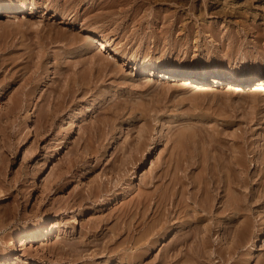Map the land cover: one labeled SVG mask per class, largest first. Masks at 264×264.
I'll use <instances>...</instances> for the list:
<instances>
[{
  "label": "rangeland",
  "instance_id": "1",
  "mask_svg": "<svg viewBox=\"0 0 264 264\" xmlns=\"http://www.w3.org/2000/svg\"><path fill=\"white\" fill-rule=\"evenodd\" d=\"M26 1L27 9L19 16L0 14V264H74L65 261L67 254L92 221L125 213L103 218L109 220L107 232L117 224L122 230L120 226L137 214L132 212L133 205L139 214L153 199L148 209L155 210L161 190L184 183L196 190L206 179H212L208 183L216 180L212 186L219 181L216 185L222 186V194H229L224 199L236 201L231 195L248 194L247 199L239 196L247 201L245 211H239L241 217L237 214L241 220L228 210L225 219L203 221L202 227L208 220L204 235H208L209 223H216L214 233L207 236L213 244L207 245L210 250L205 248L210 264H247L248 260V264H264V235L260 233L264 196L259 197L264 191V89L229 88L225 83L191 88L180 79L139 74L135 64L123 63L125 57L104 51L97 57L96 48L88 53L81 50L89 40L84 35L96 32L140 63L170 64L181 70L216 66L236 75L264 71V0H58L61 12L70 7L66 19L62 14L52 16L53 10L47 9L52 0ZM32 1L37 2L34 13H30ZM77 14L78 21L73 18ZM235 161L243 163L238 166ZM247 171L248 183L239 188L245 194H238L236 185L227 181L233 183L231 176L236 181L235 175L240 173L242 178ZM180 176L188 182H180ZM199 176L201 180L205 176L204 183L200 180L203 184L194 182ZM57 184L63 187L58 189ZM164 185H170L169 189ZM251 194L257 196L255 203ZM143 195L149 203L144 204ZM148 209L140 224L144 229L146 225L154 228L152 219L156 223V217L160 218L157 211L154 215ZM48 214L53 215V222L47 225L44 243L35 238L21 242L19 253L6 249L16 232L34 229ZM231 214L237 216L236 222L226 226L233 228L223 229V220ZM135 216L131 224L142 222L143 217ZM103 219L95 222L98 229ZM53 224L56 232L51 230ZM143 226L133 236L145 233ZM155 229L157 237L150 234V240L160 238L153 244L155 249L154 241L147 246L143 239L131 251L127 248L133 258L135 251L141 250L137 258L145 254L141 264L157 263L161 250L180 228H173L175 232L164 238ZM143 245L148 247L147 254ZM92 256L80 264H128L114 256L108 259L99 254L95 260Z\"/></svg>",
  "mask_w": 264,
  "mask_h": 264
},
{
  "label": "bare ground",
  "instance_id": "2",
  "mask_svg": "<svg viewBox=\"0 0 264 264\" xmlns=\"http://www.w3.org/2000/svg\"><path fill=\"white\" fill-rule=\"evenodd\" d=\"M52 1H56V3H54L53 2V4L51 3L50 5H48L47 6V9H51V10H53V15L52 16H57V15H59V14H62V17L63 18H65L66 19V13H67V11H68V14H69V8L66 10V9H64V8H66V7H64V8H62V9H64L66 12L64 13V12H61L62 10L60 9V4L58 3V0H52ZM51 1V2H52ZM69 1V0H68ZM71 1V0H70ZM75 1V0H74ZM77 1V0H76ZM75 1V2H76ZM86 1V0H85ZM84 1V2H85ZM88 1V0H87ZM86 1V2H87ZM26 0H18V2H15L14 4L13 3H10V2H4V3H2V2H0V14H3V13H6V14H9V16H15V17H17V16H19L20 14H21V12H25L26 11V9H27V7H26ZM67 2V1H66ZM78 2V1H77ZM82 3H83V0L81 1ZM63 3H65V1L63 2ZM68 3V2H67ZM70 3V2H69ZM80 3V2H79ZM66 4V3H65ZM93 4V3H92ZM37 5V2L36 1H32V7H31V12L30 13H34V11H35V9H36V6ZM62 6L64 5V4H61ZM68 5V4H67ZM65 6V5H64ZM77 6V5H76ZM233 7V6H232ZM74 8V7H73ZM63 10V11H64ZM75 10V9H74ZM79 11V10H78ZM75 12V11H74ZM82 13V12H81ZM75 14V13H74ZM73 15V14H72ZM77 16H79L78 14L77 15H75L73 18H74V20H76V21H78L77 19H75V17H77ZM83 16H84V14H83ZM69 17V16H68ZM90 17V16H89ZM88 17V18H89ZM72 18V17H71ZM72 18V19H73ZM81 18V17H80ZM87 18V19H88ZM96 18H97V16H96ZM80 20V19H79ZM73 21V20H72ZM85 21H86V19H85ZM89 21H91V19L89 20ZM93 21H96L95 19L93 20ZM75 22V21H74ZM80 22V21H79ZM82 23H84L85 24V22L83 21ZM90 23V22H89ZM88 23V24H89ZM88 24H85V25H88ZM91 24V23H90ZM91 29V28H90ZM89 34H85L84 35V38L85 39H89L87 42L85 41V44H83L82 45V51L84 52H86L87 51V53H88V51L90 50V49H92V48H96V49H98V51L96 50L95 52H99V54H96L97 55V57H98V55H100L101 54V52L102 51H104V52H109L112 56H114V57H116V56H119V57H122V58H124L125 57V62H123L124 64H129V63H131L132 65L133 64H135L136 65V70L138 71V73L139 74H147L149 77H153V78H155V77H161L162 79H180V81H182V83L184 84V85H186V86H189V87H191V88H197V87H203V85H207V84H210V85H219V84H222V83H225V84H227L228 85V87L229 88H236V87H238V88H251V87H257L258 89H264V71H260V72H256V73H252V72H248V73H245V74H240V75H236V74H227V73H225L224 71H222L221 69H219L218 67H216V66H213L211 69H192V70H181V69H179L178 67H176V66H174V65H165V64H159V63H140V62H138L137 61V59H134V58H132V57H128V56H125V53H123V51L119 48V47H116V46H114V44H113V41H112V39H109L108 37H101V36H99V35H97V34H95V33H93V32H88ZM92 51V50H91ZM90 52V51H89ZM95 54V53H94ZM94 56V55H93ZM96 58V57H95ZM93 59V58H92ZM95 60V59H94ZM124 61V60H123ZM93 62V61H92ZM148 62V61H147ZM96 63V62H95ZM53 162H54V164H56V160H53ZM236 162V161H235ZM233 162L234 164H236L237 163V165L239 166V164L241 163V161H238L239 162V164H238V162ZM243 163V162H242ZM241 163V164H242ZM240 164V165H241ZM231 165H232V163H231ZM237 166V167H238ZM245 166V165H244ZM242 167L241 166V168H245V167ZM218 167H216V169H217ZM220 168V167H219ZM219 168L217 169V171H218V173H219ZM230 167H229V165H228V169H229ZM232 168H234L233 167V165H232ZM235 168H236V166H235ZM54 169H55V167H54V165H52V167H51V171L53 172L54 171ZM216 169H213V171L215 172V174H216ZM222 169H223V166H221V168H220V170L222 171ZM227 168H226V170H228ZM236 169H238V168H236ZM240 169V168H239ZM238 169V171L237 172H240V170ZM247 169V168H246ZM262 169H263V167H262ZM210 170H212V169H210ZM209 170V171H210ZM225 170V171H226ZM232 170H234V169H230V171H232ZM221 171H220V173L219 174H221ZM235 171V170H234ZM206 172H207V170H206ZM210 172H212V171H210ZM241 172H245V170L244 169H242V171ZM133 173H135V172H133ZM208 173V172H207ZM213 173V172H212ZM228 173H229V170H228ZM228 173L226 174L227 175V179H228V177L230 178V176H228ZM210 174V173H209ZM214 174V173H213ZM212 174V175H213ZM235 174H236V171H235ZM234 174V175H235ZM238 174H239V176H238ZM237 175H235V176H237V177H239L236 181H235V179H234V177L233 176H231V179L232 180H234V182L232 183L231 181L229 182V179H228V181L227 180H225L224 178L225 177H223V180H225V181H227L228 183H231L232 184V186H234V185H236V186H234V187H236L235 189H237V191L236 192H239L238 190H240L241 192H239L238 194H242V191H244V190H241V189H239L241 186L243 187L244 185H245V183L247 184L248 182L246 181L247 180V176L249 175V173H248V171L246 172V176H244V177H242V178H240V173H238ZM242 174H244V173H242ZM183 177H184V174H181ZM203 175H205L206 176V178H208L207 176V174L206 173H204ZM202 175V176H203ZM212 175H210V176H212ZM221 175H223V174H221ZM231 175H232V173H231ZM133 177L135 176V174H133L132 175ZM185 176H186V174H185ZM205 176L203 177L204 178V180H201V177L199 176V177H197L198 178V180H195V178H193V180H194V182L195 181H197V182H199V183H202L203 181L205 182ZM214 176V175H213ZM218 176H220V175H218ZM218 176H216L217 177V180H219V178H218ZM181 177V176H180ZM179 177V178H180ZM233 177V178H232ZM182 178V177H181ZM181 178H180V182H182L183 183V181H185V182H188V179H187V181L186 180H184V178H182V181H181ZM186 178H188V175L186 176ZM185 178V179H186ZM189 178L191 179V177L189 176ZM202 178V179H203ZM210 178H212V177H210ZM63 179V178H62ZM61 179V180H62ZM214 179H215V177H214ZM202 182H201V181ZM207 180H209L210 182H212V179L210 180V179H206V182L204 183V185L203 186H198L199 188H195L196 190H191L190 188H189V184L188 185H186L185 183V185L184 184H182V185H174V187H171L170 189L168 188V186L170 187V185H164V186H166V187H164V189L165 188H168L169 190H166V191H162L161 190V192L163 193V195L161 196V194L159 195L160 197L157 199L158 201H155L156 202V204H157V206H156V209L154 210V209H152V211L154 210V213H152V214H156V215H158L157 214V212L159 213V216H160V218L158 217H156V219H159V221H157L156 223L154 222L155 221V219L153 218L152 219V222L154 223V228L150 225V227L148 228L147 227V225H146V228L144 229V226L143 225H140L141 223L143 224V220L145 219V217H143L144 215L146 216V213H145V210H147L148 208H150L149 206L151 205V204H153V202H152V200H151V204L149 205L148 204V207L146 208V209H144V208H142V209H144V210H142L141 209V211L143 212L144 211V214L139 210V214H140V212H141V214H140V217H143V219H142V222H140L141 220H138L139 222L138 223H133V224H131L132 222H131V220L133 219L134 221H135V218H134V216L135 215H137L138 214V212H136L137 210H133L134 209V207H136L135 205H133V208H132V212L134 213V211H135V213H137V214H134V216H133V214H132V217H130V214H128V215H126V216H129L130 218L128 219V223H130V224H128V223H125V225L123 224V226L121 225L120 227L122 228V230H119V228H118V226H119V224H117V223H119L118 221H119V218H117V220H116V224L118 225L117 227L116 226H113V227H115V229L112 227V228H109V232H107V228L109 227L108 226V221H105L103 218H107L106 216H104V217H101V218H99V219H101V221H102V219H103V221H105V223H104V225L102 226V227H100L99 229H98V227L96 226V223L95 222H97V221H92L93 222V224H91V225H89L90 226V229H89V226H88V229H89V231H87V232H85L84 234H82V236H83V238L81 239V240H78V241H73L74 242V244L72 243V242H70V243H72V245H74L71 249H70V251L68 252V254L67 255H69V257H67L66 259H65V261H70V262H73L74 264H80V263H85V262H87V261H89V258H88V256L90 257V255H93L91 258H92V260H95V259H97V258H99V257H101V256H98L99 254H103V255H105L106 257H109L108 259H110V257L111 256H114V257H116V258H118V259H120L121 258V261H126L128 264H141L142 263V261L144 260L143 259V257L145 256V254H142L145 250H146V247L143 245V247H144V249L142 248V251L143 252H141V254H142V256L141 257H139V258H137V256H139L140 254V251L138 252H134L133 253V251H132V253L133 254H136V256H135V258H133V256L132 255H130L131 254V252L128 254V252H127V248L128 247H130V251H131V248H133V247H137V244H139L140 245V243L141 242H139L141 239H143V241L144 242H146V240H147V242H146V244L145 245H147L148 246V243L149 242H151V241H154L155 243H151L152 245L154 244H156L157 242H159V240L158 239H160V238H158V239H156V238H154L153 236V238L155 239V240H150V234L152 233L153 235H155V227L157 228V232H159L160 234V237L161 238H164L165 236H167L168 234L170 235L171 233H174L175 231H172V229L173 228H176V229H179L177 232H179L178 234H175L176 236H174V239H173V241L171 240H169L170 242V246H169V243L166 245V243L165 244H163V245H166V246H168V247H166L165 248V246H164V251H163V246L161 247V251H162V254H160L161 255V257H160V259L158 260V262L157 263H154V264H193V263H196V264H210L211 262V256H210V254L208 255V252L209 251H207V253L205 252V248L206 247H210L213 243H209V241H210V237H207V236H209V234L211 233V232H213L214 233V226L216 225V223H214V225L213 224H211V223H213L211 220H213L214 222L216 221V222H218L219 221V219H225L226 217H227V215L229 216V214H226V212H228V210H233V214H235V215H237V214H239V216H240V213H239V211L241 210L242 211V209L244 208V206H243V204L245 205V204H247L246 202L244 203V201L243 200H241L240 198H239V196L237 197V196H234V195H231L232 196V199L234 198V197H236V201H234L235 203L233 204L232 202V200H231V197L229 198V200H231V203L233 204V205H231V203H230V201L226 198V199H224L225 198V196H229V194L227 195L226 193H231V191H229V190H226V189H224V190H226L227 192L225 193L226 195H224V194H222V192L219 190V187L221 188L222 186L221 185H216L218 182H216V184H214L213 186H212V184L216 181H213V183H208V181ZM179 181V180H178ZM224 181V182H225ZM179 182V183H180ZM192 182V181H191ZM221 182V181H220ZM60 183V182H59ZM62 183V182H61ZM178 183V182H177ZM178 183V184H179ZM199 183H198V185H199ZM202 183V184H203ZM208 183V185H206ZM226 183V182H225ZM224 183V184H225ZM228 183H227V187H228ZM264 183V182H263ZM209 184H211V186L209 185ZM231 184H229L230 185V187H231ZM196 185V184H195ZM194 185V186H195ZM57 186H58V189H60V188H62L63 187V185L62 184H60V185H58L57 184ZM172 186V185H171ZM191 186V185H190ZM225 187H226V185H224ZM193 187V185L191 186V188ZM162 188H163V186H162ZM229 188V187H228ZM233 187H231V190L233 191V190H235L234 188L232 189ZM163 189V190H164ZM193 189V188H192ZM230 189V188H229ZM191 191V193H190V191ZM1 192H3V191H0V195H1ZM160 192V191H159ZM158 192V193H159ZM99 193H100V191H99ZM186 193L188 194V195H186ZM224 193V192H223ZM233 193V192H232ZM149 194V193H148ZM234 194V193H233ZM236 194V193H235ZM237 194V195H238ZM243 194H245V192L243 193ZM242 194V195H243ZM253 194V193H252ZM251 194V195H252ZM147 194H145V196H146ZM150 195V194H149ZM151 195H152V197H154V195H153V193H151ZM248 195V194H247ZM246 195V197H248ZM144 196V195H143ZM143 196H142V198H143ZM144 196V200L143 201H145V197ZM156 197H158L157 195H155ZM244 196V195H243ZM241 197L242 199L243 198H245V199H247L246 197ZM253 197H251V199H252V201H254L253 199H255L257 196L254 194V195H252ZM254 196H255V198H254ZM261 196H264V191H263V195L261 194L259 197H261ZM80 197V196H79ZM85 198H86V196H84ZM141 196H139V198H140ZM147 197H149V196H147ZM155 197V198H156ZM87 198H88V196H87ZM90 198V197H89ZM149 198H151V196L149 197ZM238 198L240 199V200H238ZM250 198V197H249ZM80 199V198H79ZM81 199H83V195H82V198ZM92 199V198H91ZM95 199V198H94ZM147 199V198H146ZM191 200V202H194L195 203V207H194V204L192 205V207L190 206V204H191V202L189 201V200ZM84 200V199H83ZM83 200H80V202H79V200H78V202L79 203H81L82 204V202L81 201H83ZM137 200H138V198L136 199V201H134L133 203H135V202H137ZM140 200V199H139ZM256 200V199H255ZM154 201V200H153ZM229 201V202H228ZM257 201V200H256ZM256 201H254V203L256 202ZM132 203V200H130L129 202H128V204H131ZM141 202V200L140 201H138V208H136V209H139V203ZM147 202L148 201H145V203L144 204H147ZM75 203H76V200H75ZM149 203V202H148ZM230 203V204H229ZM127 204V206L130 208V206ZM137 204V203H136ZM143 204V205H144ZM218 204H220V205H218ZM252 204V203H251ZM155 205V204H154ZM189 206L192 208H189ZM253 206V205H252ZM251 206V207H252ZM145 207V206H144ZM153 207V206H152ZM245 207H247L248 208V205L247 206H245ZM154 208H155V206H154ZM151 209H148V211L147 212H149ZM194 209V210H193ZM244 209H246V208H244ZM243 209V210H244ZM126 210V209H125ZM157 211V212H156ZM200 211H202V212H204L205 214H203V213H201ZM245 211V210H244ZM124 212H126V211H124ZM123 212V213H124ZM127 212H128V210H127ZM130 212H131V208H130ZM129 212V213H130ZM156 212V213H155ZM243 212V211H242ZM118 214H119V212H117ZM116 213V214H117ZM111 214H115V213H111ZM116 214L114 215V216H116ZM122 214V213H121ZM125 214V213H124ZM124 214H122V215H120L119 214V216H122L123 217V215ZM127 214V213H126ZM138 214V215H139ZM143 214V215H142ZM151 214V215H152ZM243 216H245L243 213H241ZM142 215V216H141ZM148 215V214H147ZM109 216V215H108ZM111 216V215H110ZM109 216V217H110ZM114 216H111L110 218H112V217H114ZM125 216V217H126ZM149 216V215H148ZM238 216V215H237ZM237 216H235L236 218H237ZM238 216V217H239ZM124 217V218H125ZM135 217H138V216H135ZM140 217H138V219L140 218ZM147 217V216H146ZM150 217V216H149ZM186 217V218H185ZM235 217H234V215L232 216V214H231V216L229 217V219H227V220H223L224 222L222 223V227H223V229H225V228H228L229 227V225L230 224H228V227L226 226L227 225V223H229V222H231V221H235L236 219H235ZM241 217V216H240ZM239 217V218H240ZM6 218V217H5ZM110 218H107V219H110ZM116 218V217H115ZM152 218V217H151ZM183 218H185V219H183ZM219 218V219H218ZM99 219H98V222H100L101 223V221H99ZM126 219V218H125ZM125 219H123L124 221H125ZM127 219H126V222H127ZM141 219V218H140ZM148 219V218H147ZM150 219V218H149ZM149 219H148V221H149ZM205 219H209V221H211V223H209L210 225H208L207 227H206V232L208 231V235H204L203 233H205V232H203L202 233V230L203 231H205L204 229H205V226L208 224V220H206V222H204L206 225L204 226V224H203V227H202V223H203V221L205 220ZM211 219V220H210ZM218 219V220H217ZM221 219V220H222ZM242 218H240V220H241ZM115 220V219H114ZM122 220V219H121ZM132 220V221H133ZM137 220V219H136ZM239 220V219H238ZM239 220V221H240ZM123 221V222H124ZM151 221V220H150ZM49 222H53V215H51V214H48L47 215V218H45V219H43L41 222H39V224H37V226L34 228V229H28V230H25V231H23L22 233H19V232H16L11 238H10V240L8 241V243H7V246H6V249H9V248H12L13 249V253H19V251L22 249V247L20 246V243L22 242H31V241H35V238H37V240L36 241H41V242H43L44 243V241H45V237L46 236H44V233H45V230H46V228H47V225H48V223ZM97 222V223H98ZM111 222H112V220H111ZM110 222V223H111ZM236 222V221H235ZM99 223V224H100ZM103 223V222H102ZM109 223V224H110ZM114 224H115V221L113 222ZM113 223H111L112 225H113ZM145 223H147V222H145ZM144 223V224H145ZM151 223V222H150ZM221 223H219L220 225H221ZM237 223H238V221H237ZM90 224V223H89ZM95 224V226H93ZM148 224V223H147ZM152 224V223H151ZM155 224H156V226H155ZM236 224V223H235ZM153 225V224H152ZM219 225V226H220ZM231 225H234V223L232 224V222H231ZM230 225V226H231ZM140 226H143V229H144V232L145 233H143L142 235H140L139 236V234H136V235H138L139 237H137V236H133V233L134 232H137L138 233V231H136ZM236 226V225H235ZM152 227V228H151ZM179 227V228H178ZM218 227V226H217ZM120 228V229H121ZM142 228V227H141ZM147 228L149 229V230H147ZM221 228V227H220ZM231 228H233L232 226H231ZM114 229V230H113ZM216 229V228H215ZM229 229V228H228ZM235 229V228H234ZM51 230H52V232H56V225L55 224H53L52 225V228H51ZM218 230V229H217ZM229 230H231V229H229ZM112 233H111V232ZM139 231H141V229L139 230ZM143 231V230H142ZM216 231V230H215ZM225 231V230H224ZM227 231V230H226ZM156 232V233H157ZM217 232V231H216ZM221 232H223V231H221ZM234 232H236V231H234ZM140 233V232H139ZM228 233H231V231L229 232L228 231ZM227 233V234H228ZM256 233V232H255ZM262 235H264V228L262 229V231L260 232ZM50 234V233H49ZM125 234H127L126 236H124ZM201 234H203L204 236H206L207 237V239H204V238H202L201 237ZM206 234V233H205ZM158 235V236H159ZM172 235V234H171ZM202 235V236H203ZM223 235H225L226 236V234H224L223 233ZM223 235H222V237H223ZM238 235V234H237ZM251 235H253L252 233H251ZM123 236H124V238H123ZM146 236H148V239H147V237ZM156 236V235H155ZM224 236V237H225ZM255 236V235H254ZM157 237V236H156ZM168 237V236H167ZM173 237V236H172ZM212 237H213V235H212ZM211 237V238H212ZM227 237V236H226ZM145 238V239H144ZM153 238H151V239H153ZM198 238H200L201 240H199ZM236 238H238V237H236ZM235 238V239H236ZM252 238H253V236H252ZM223 239H225V238H223ZM227 239V238H226ZM234 239V238H233ZM239 240H240V238H239ZM239 240H238V242H239ZM249 240H251L250 238H249ZM142 241V240H141ZM142 241V243H144ZM164 241V240H163ZM253 241V240H252ZM60 242L62 243L63 242V240L61 239L60 240ZM168 242V241H167ZM238 242H236L237 244H238ZM240 242H242V244H244V242L241 240ZM129 243H130V246H129ZM236 243H233V246L234 247H236L237 248V250H238V246H236L237 244ZM125 244H127L128 246H126ZM150 244V245H151ZM159 244V243H158ZM208 244H210V246H207ZM235 244V245H234ZM240 244V243H239ZM153 245V246H154ZM232 245V244H231ZM151 247V246H150ZM213 247V246H212ZM231 247V246H230ZM234 247H232V248H234ZM239 247H241V246H239ZM141 248V247H140ZM154 249H155V246L153 247ZM152 248V249H153ZM213 249V248H212ZM240 249V248H239ZM136 250V249H135ZM207 250V249H206ZM208 250H210V248L208 249ZM214 250V249H213ZM212 250V251H213ZM231 250V248L229 249V251ZM236 250V251H237ZM146 251H148V247H147V250ZM145 251V253L147 254V252ZM150 251V250H149ZM160 251V252H161ZM222 251V250H221ZM228 250H226V252H229ZM234 251H235V249H234ZM233 250H232V252H234ZM214 252V251H213ZM223 252H225V250L223 251ZM138 253V254H137ZM210 253V252H209ZM215 253V252H214ZM231 253V252H230ZM237 253V252H236ZM209 256H207V255ZM211 254H213L212 252H211ZM222 254V253H221ZM233 254H235V252L233 253ZM233 254H228L227 256H229V255H233ZM215 255V254H214ZM220 255V254H219ZM98 256V257H97ZM223 257H224V255H222ZM103 257V256H102ZM226 257V256H225ZM224 257V258H225ZM113 258V257H112ZM115 258V259H116ZM158 258H159V256H158ZM227 258V257H226ZM225 258V259H226ZM10 258H8V260H9ZM243 259V261H245L244 260V258H242ZM153 260L155 261V258H153ZM213 260V259H212ZM10 261V260H9ZM146 261V260H145ZM237 261V260H236ZM262 261V260H261ZM64 262V261H63ZM119 262V261H118ZM150 262V261H149ZM152 263L151 264H153V261H151ZM213 262V261H212ZM237 262H239V261H237ZM242 262V261H241ZM246 262V261H245ZM248 262H250L249 260H248ZM248 262H247V264H248ZM124 263V262H123ZM150 264V263H148L147 261L145 262V263H143V264ZM262 263V262H261ZM113 264H115V263H113ZM232 264V263H231ZM233 264H235V263H233ZM240 264V263H239Z\"/></svg>",
  "mask_w": 264,
  "mask_h": 264
}]
</instances>
